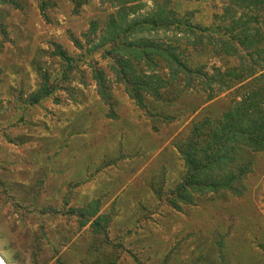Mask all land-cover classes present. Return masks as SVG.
Here are the masks:
<instances>
[{
  "label": "rangeland",
  "instance_id": "obj_1",
  "mask_svg": "<svg viewBox=\"0 0 264 264\" xmlns=\"http://www.w3.org/2000/svg\"><path fill=\"white\" fill-rule=\"evenodd\" d=\"M2 2L0 255L6 264H264V151L240 154L251 162L242 195L221 191L196 195L180 209L168 204L186 171L177 147L193 123L227 112L244 87L198 77L189 86L171 81L160 99L148 97L140 109L115 80L97 41L100 29L91 26L96 20L105 27L118 9L113 1L81 0L78 11L73 0ZM136 4L129 19L166 5L179 28L190 29L187 21L196 34L194 26L216 39L228 25L217 19L225 6L219 0L130 5ZM136 36L176 48L181 60L210 75L238 66L221 43L174 26ZM153 62L152 69L139 68L169 80L164 62ZM93 66L109 79L114 115L97 94ZM95 208L108 218V238L86 224Z\"/></svg>",
  "mask_w": 264,
  "mask_h": 264
},
{
  "label": "trees",
  "instance_id": "obj_2",
  "mask_svg": "<svg viewBox=\"0 0 264 264\" xmlns=\"http://www.w3.org/2000/svg\"><path fill=\"white\" fill-rule=\"evenodd\" d=\"M111 1L118 9L110 21L103 28L97 26L96 20L92 21L91 26L93 32L100 29L97 41L99 47L103 48V55L109 57V67L115 80L123 85L129 98L140 109L146 107V98L160 99L171 81H184L189 86L198 77L204 78L205 84L234 80L244 87V92L239 99L234 100L227 112L214 120L202 118L193 123L189 136L177 147L186 171L182 181L171 192L168 204L174 209H180L182 204H193L196 195L221 191L242 195L244 180L251 171V162L240 161L239 156L241 153L264 151V63H260L264 62V46L259 47L264 42L262 28L259 27L260 21L264 20V0H219L225 6L217 19L228 25L223 28L225 33L216 39L204 33L207 29L194 26L201 32L196 34L187 21L185 26L190 29L179 28L181 21L171 16L174 12L166 9V5L146 15L129 19V13L139 7V4H130L138 0ZM163 1L168 4L171 0ZM73 2L78 11L81 0ZM232 6H238V10ZM38 7L41 16L47 20L46 2L41 1ZM173 26L180 31L195 34L197 40L207 38L221 43L227 55L238 57V66L233 69L232 66L224 65L223 69H216L210 75L203 72L201 66L194 69L185 60H181L175 52L176 48L136 36L139 30L170 29ZM0 31L3 32L2 24ZM88 38L91 39L90 36ZM90 41L93 43V40ZM74 42L77 47H81L80 41L76 39ZM56 53L72 64L73 60L59 46ZM154 57L164 62L169 80L159 77L152 70L147 72L139 68L142 64L152 69ZM92 79L96 83L98 96L114 115L111 109V88L105 71L93 66ZM45 84L42 92H45ZM232 87H227L226 91ZM213 96L210 95L209 99L212 100ZM98 213V208H95L86 224H90L95 233L108 238L105 227L108 218Z\"/></svg>",
  "mask_w": 264,
  "mask_h": 264
},
{
  "label": "bare ground",
  "instance_id": "obj_3",
  "mask_svg": "<svg viewBox=\"0 0 264 264\" xmlns=\"http://www.w3.org/2000/svg\"><path fill=\"white\" fill-rule=\"evenodd\" d=\"M0 260H1L4 264H6L5 260L2 258L1 255H0Z\"/></svg>",
  "mask_w": 264,
  "mask_h": 264
},
{
  "label": "water",
  "instance_id": "obj_4",
  "mask_svg": "<svg viewBox=\"0 0 264 264\" xmlns=\"http://www.w3.org/2000/svg\"><path fill=\"white\" fill-rule=\"evenodd\" d=\"M0 264H4V263L0 260Z\"/></svg>",
  "mask_w": 264,
  "mask_h": 264
}]
</instances>
